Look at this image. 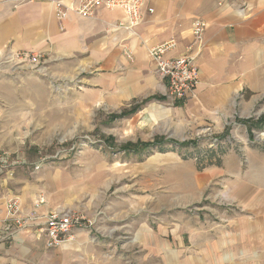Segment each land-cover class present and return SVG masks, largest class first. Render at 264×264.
<instances>
[{"label": "rangeland", "instance_id": "obj_1", "mask_svg": "<svg viewBox=\"0 0 264 264\" xmlns=\"http://www.w3.org/2000/svg\"><path fill=\"white\" fill-rule=\"evenodd\" d=\"M54 1L0 3L16 10ZM13 49L9 43L0 52V153L10 157L7 169L0 161V194L30 188L88 225L42 264H209L210 242L226 236L236 215L222 194L225 173L236 172L245 149L264 151V97L245 107L238 96L232 114L214 125L156 123L140 103L97 106L79 84L90 74L83 62L72 67L48 52ZM184 104L166 100L165 107ZM134 106L136 115L123 113ZM150 142L168 151L128 150ZM254 256L218 253L221 264Z\"/></svg>", "mask_w": 264, "mask_h": 264}, {"label": "crops", "instance_id": "obj_2", "mask_svg": "<svg viewBox=\"0 0 264 264\" xmlns=\"http://www.w3.org/2000/svg\"><path fill=\"white\" fill-rule=\"evenodd\" d=\"M147 7L154 11H144L141 24L126 30L119 26L127 22L119 8H101L91 16L70 11L60 23L52 3H32L16 10L0 3V52L13 43L15 52H48L72 67L83 62L90 74L79 84L96 98L97 106L114 109L140 103L139 112L167 125L218 124L232 114L238 96H243L245 107L264 97V0H148ZM197 19L207 23L201 41L192 34ZM170 40L176 41V47L169 57L189 54L200 69L195 95H188L180 108L165 107L167 82L156 72L150 55L151 48ZM242 158L236 172L225 173L229 176L222 194L236 208V215L228 221L231 228L226 236L216 234L210 242L214 258L209 264L222 263L219 252L228 257L250 251L256 256L225 264H264V151L248 148ZM2 194L0 264L47 262L54 249L47 248L40 230L7 229L8 201L18 198L23 213H29L40 196L30 188L17 197ZM55 205L49 201L41 211L59 209Z\"/></svg>", "mask_w": 264, "mask_h": 264}, {"label": "built area", "instance_id": "obj_3", "mask_svg": "<svg viewBox=\"0 0 264 264\" xmlns=\"http://www.w3.org/2000/svg\"><path fill=\"white\" fill-rule=\"evenodd\" d=\"M148 0H73L71 6H65L63 0H56L55 15L58 20L66 19L68 14L75 12L81 16H91L97 10L106 8L113 10L119 8L124 11L127 22L119 26L126 30H132L139 26L143 20L144 11L152 13L153 8L147 7ZM67 5V4H66ZM207 28L204 20L197 19L192 23V34L196 40L202 39ZM176 47V41L170 40L150 49L156 64V72L166 80L168 86L167 100L170 103L183 102L188 95H195L200 82V69L196 59L189 54L169 57L168 54ZM33 62H38V56L34 55ZM0 161L4 163L3 169H7L10 163L8 153H0ZM18 164L17 162L12 165ZM3 171V170H2ZM46 203L45 198L39 197L31 211L23 213L18 198H12L7 203V220L10 232L23 228H37L46 237V246L53 249L72 239L80 229L87 228L86 218L80 214L62 209L42 212Z\"/></svg>", "mask_w": 264, "mask_h": 264}, {"label": "trees", "instance_id": "obj_4", "mask_svg": "<svg viewBox=\"0 0 264 264\" xmlns=\"http://www.w3.org/2000/svg\"><path fill=\"white\" fill-rule=\"evenodd\" d=\"M145 103V102H144ZM138 108H132L131 110L129 111H124L123 113H125V115H130V114H133L136 112ZM173 143V142H171ZM176 145L180 146V147H185L187 146L186 143H180V142H176ZM127 146V145H126ZM129 146V145H128ZM132 147H136V149H128V150H132V151H135V152H141V151H148L149 155H151L152 151L155 150V148L158 150V152H167L168 150H166V148L164 147L163 143H159V142H150V143H142L140 145H130ZM125 147V146H124Z\"/></svg>", "mask_w": 264, "mask_h": 264}]
</instances>
